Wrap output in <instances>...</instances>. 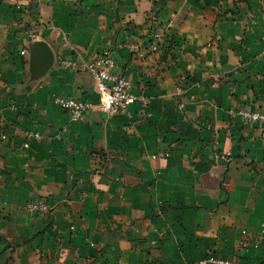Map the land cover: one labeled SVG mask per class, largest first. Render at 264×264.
<instances>
[{
	"label": "crops",
	"instance_id": "obj_1",
	"mask_svg": "<svg viewBox=\"0 0 264 264\" xmlns=\"http://www.w3.org/2000/svg\"><path fill=\"white\" fill-rule=\"evenodd\" d=\"M104 52L146 102L70 121L53 94L98 95L59 60ZM242 107L264 111V0H0V264H264V144Z\"/></svg>",
	"mask_w": 264,
	"mask_h": 264
},
{
	"label": "built area",
	"instance_id": "obj_2",
	"mask_svg": "<svg viewBox=\"0 0 264 264\" xmlns=\"http://www.w3.org/2000/svg\"><path fill=\"white\" fill-rule=\"evenodd\" d=\"M151 48L155 50L162 38L161 31H154ZM126 46L135 53H140L141 43L130 42ZM27 53L26 49L21 51ZM61 68L72 71H86L94 81L98 101L93 103L60 93L52 95V101L60 106L68 115L70 121L80 120L88 111L97 108L108 114L129 115L128 107L133 102L145 103L146 98L142 94H136L132 82L123 74L114 70L115 59L110 52H104L92 60H83L74 57H62L59 60ZM238 113L244 121L257 123L260 128V138L264 144V111L242 107ZM0 137L6 139V134L0 133ZM41 133L37 130L27 129L24 132L22 146L27 148L30 140H39ZM22 208L31 213L48 214L54 206L44 198H34L22 205ZM191 264H240L236 256H220L214 253L206 254Z\"/></svg>",
	"mask_w": 264,
	"mask_h": 264
},
{
	"label": "water",
	"instance_id": "obj_3",
	"mask_svg": "<svg viewBox=\"0 0 264 264\" xmlns=\"http://www.w3.org/2000/svg\"><path fill=\"white\" fill-rule=\"evenodd\" d=\"M28 69L36 76L43 75L53 63V54L44 40H34L28 45Z\"/></svg>",
	"mask_w": 264,
	"mask_h": 264
}]
</instances>
